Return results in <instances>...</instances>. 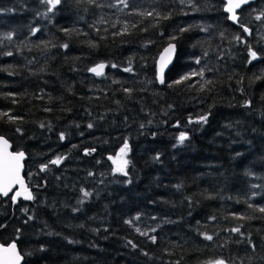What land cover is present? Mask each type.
<instances>
[{
  "label": "trees",
  "instance_id": "1",
  "mask_svg": "<svg viewBox=\"0 0 264 264\" xmlns=\"http://www.w3.org/2000/svg\"><path fill=\"white\" fill-rule=\"evenodd\" d=\"M223 7L0 0V137L34 197L0 201V244L22 264H264V0L237 26Z\"/></svg>",
  "mask_w": 264,
  "mask_h": 264
},
{
  "label": "snow or ice",
  "instance_id": "2",
  "mask_svg": "<svg viewBox=\"0 0 264 264\" xmlns=\"http://www.w3.org/2000/svg\"><path fill=\"white\" fill-rule=\"evenodd\" d=\"M47 3L52 5V8H54L56 5H58L61 0H46ZM121 2H125V0H121ZM248 0H228V5L226 8V11L231 13V19L233 21H238V17L236 15V10L240 9L242 5L247 4ZM125 6L127 4L125 3ZM52 8L49 9V11L52 10ZM147 15L151 16L152 13L149 12ZM264 15V14H262ZM167 18V17H165ZM257 20L261 19V16L256 17ZM243 27V25H241ZM244 31H249L247 28H244ZM8 39H11V36L8 37ZM66 48L67 45H64ZM174 50V46L171 47L170 49H167L166 52H171ZM7 55H12V53H7ZM250 56L252 60L257 59V53L255 51L250 50ZM163 60V58H162ZM251 63V61H249ZM199 63V61H197ZM114 67V65H113ZM105 68L104 64H99L93 68L90 69L91 72L95 73L97 76L103 75V69ZM125 71H131V69H125ZM163 66L161 67V77H160V82L164 83L163 80ZM200 75H203V73H200ZM190 77L185 76L183 77L184 80L189 79ZM177 83H180V81H177ZM201 121L206 122L207 117H201ZM89 127H92L90 124ZM19 131V129H17ZM63 139V136H61ZM187 139L186 134L182 133L179 136V141L183 143ZM8 141L4 139L3 137H0V195L3 196H8L9 193L12 191L13 186L16 184H20L22 191L16 192L14 196L11 197V199L15 200L19 196H23L24 199L26 200H32L34 199L31 191L28 190V188L24 185V182L20 176V170L22 168L21 161L24 159V153L23 152H17V153H11L8 151ZM128 150V144L125 143L124 147L121 148V156L118 157L116 160L113 162L116 163V171L117 172H122L125 175L127 173L124 171L125 167L128 164V161L123 159V156L126 155ZM158 158V157H157ZM61 157H58L56 160L52 161L54 164H59L61 162ZM109 159H112L109 157ZM47 168V165L42 166V171ZM84 196L87 197L90 195L87 191H85ZM261 211H264V209H260ZM31 219V217H30ZM139 231V229H137ZM154 231V230H153ZM234 232H238L239 229H232ZM142 234H147V233H142ZM153 241H155V237H151ZM205 239L207 240H212V236L205 235ZM23 260V256L20 254V252L17 250V244L15 242L11 243L10 245L4 246L0 245V264H21V261ZM213 264H226L224 260H217L213 262Z\"/></svg>",
  "mask_w": 264,
  "mask_h": 264
},
{
  "label": "water",
  "instance_id": "3",
  "mask_svg": "<svg viewBox=\"0 0 264 264\" xmlns=\"http://www.w3.org/2000/svg\"><path fill=\"white\" fill-rule=\"evenodd\" d=\"M221 1L224 3L223 12H224L225 15H227L228 22L230 24L236 26L237 23H238V21H233L230 18L232 14L226 11V8H227V5H228V0H221ZM257 1H259V0H248V3L247 4L242 5V7L240 9H237L236 10V15L243 8L249 6V5H251V4H253V3L257 2ZM237 17H238V15H237ZM173 46H174V50H172L171 52H166L167 49H170ZM176 52H177L176 51V46L174 44L170 43V44H167L166 46H164L160 50L159 54L157 55L156 60H155V63H154V70H155L154 81H155V83H156V85L158 87H162L163 84H164V83H161L160 82L161 67L163 66V73H162V75H163V80H164L166 73L171 68V66H172V64L174 62V59L176 57ZM162 58H163V60H162ZM257 59H255L253 61H256ZM95 66H97V65H95ZM95 66H93V67H95ZM93 67H91V68H93ZM90 69L87 71V75L92 76V77H100V76H97L95 73L91 72ZM104 71H105V68L103 69V73H104ZM8 144H9L8 151L11 152V153H17V152H15V151L12 150L11 144L9 142H8ZM18 152H21V151H18ZM25 161H26V156L24 155V159L21 161L22 168L20 170V176H21V178H22V180L24 182V185L28 188L29 191H31L30 188L27 186V184L25 182V179L23 177V173H24V162ZM18 191H22V188H21V185L20 184L14 185L12 191L9 193V195L7 197L6 196H3V195H0V201L1 200H4L6 198H9V202H10V204L12 206H16V204H17L18 201L25 202V203H30L32 201V200H26V199H24L23 196H19L15 200L11 199V197L14 196L16 194V192H18ZM11 243H13V242H10V243H8V244H6L4 246L10 245ZM22 261H21V264H22Z\"/></svg>",
  "mask_w": 264,
  "mask_h": 264
},
{
  "label": "rangeland",
  "instance_id": "4",
  "mask_svg": "<svg viewBox=\"0 0 264 264\" xmlns=\"http://www.w3.org/2000/svg\"><path fill=\"white\" fill-rule=\"evenodd\" d=\"M123 159H125V156H123ZM117 167V166H116ZM115 170H116V168H115Z\"/></svg>",
  "mask_w": 264,
  "mask_h": 264
}]
</instances>
